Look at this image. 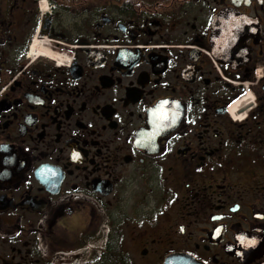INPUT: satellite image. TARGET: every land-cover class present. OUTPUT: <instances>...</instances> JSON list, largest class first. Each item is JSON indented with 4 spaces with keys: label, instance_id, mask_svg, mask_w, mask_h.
<instances>
[{
    "label": "flooded vegetation",
    "instance_id": "1",
    "mask_svg": "<svg viewBox=\"0 0 264 264\" xmlns=\"http://www.w3.org/2000/svg\"><path fill=\"white\" fill-rule=\"evenodd\" d=\"M174 255L264 264V0H0V264Z\"/></svg>",
    "mask_w": 264,
    "mask_h": 264
},
{
    "label": "water",
    "instance_id": "2",
    "mask_svg": "<svg viewBox=\"0 0 264 264\" xmlns=\"http://www.w3.org/2000/svg\"><path fill=\"white\" fill-rule=\"evenodd\" d=\"M164 264H200L194 258L186 255H174L166 260Z\"/></svg>",
    "mask_w": 264,
    "mask_h": 264
},
{
    "label": "rangeland",
    "instance_id": "3",
    "mask_svg": "<svg viewBox=\"0 0 264 264\" xmlns=\"http://www.w3.org/2000/svg\"><path fill=\"white\" fill-rule=\"evenodd\" d=\"M39 40V39H38Z\"/></svg>",
    "mask_w": 264,
    "mask_h": 264
}]
</instances>
